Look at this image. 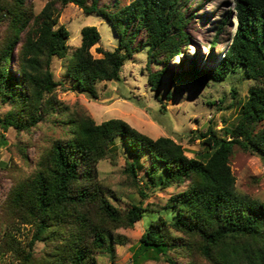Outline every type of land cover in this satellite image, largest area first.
<instances>
[{
    "label": "trees",
    "instance_id": "16d2710c",
    "mask_svg": "<svg viewBox=\"0 0 264 264\" xmlns=\"http://www.w3.org/2000/svg\"><path fill=\"white\" fill-rule=\"evenodd\" d=\"M69 2L107 18L117 44L112 49L96 45L101 55L94 56L90 48L99 43L100 32L86 24L80 29V43L69 53V29L58 23L61 7ZM107 3L46 0L36 11L29 0H0V100L11 104L0 115V128L30 129L52 112L66 114L68 121L62 122L70 123L68 135L54 138L34 169L10 186L0 207L6 222L0 252H10L14 264H100L99 254L112 257L115 244L128 241L118 228L133 226L149 210L157 214L132 250L135 264L146 259L264 264V200L238 192L230 166L235 144L264 159V126L257 128L264 120V0H235L231 42L221 55L212 48L208 54L217 61L195 65L192 56L179 57L182 66L171 72L170 83L176 85L223 80L230 71L253 80L247 96L239 100L236 121L223 124L222 133L214 126L200 132L201 146L193 156L169 135L152 137L120 117L95 122L88 113L61 107L55 94L61 81L54 78L53 57L67 58L65 76L73 89L96 97V82L119 79L134 50L146 54L147 81L160 95L165 63L184 54L188 35L182 27L187 16L181 0H130L114 11ZM139 31L145 36L133 44ZM119 152L124 158L122 187L129 185L142 196L149 186L184 187L162 204H116L119 190L98 177L97 163ZM161 209L172 215H163ZM20 223L31 227L25 242L13 231ZM38 240L44 246L36 250Z\"/></svg>",
    "mask_w": 264,
    "mask_h": 264
},
{
    "label": "rangeland",
    "instance_id": "374dc122",
    "mask_svg": "<svg viewBox=\"0 0 264 264\" xmlns=\"http://www.w3.org/2000/svg\"><path fill=\"white\" fill-rule=\"evenodd\" d=\"M45 1L29 0L36 11ZM104 1L108 2V9L114 11L130 0ZM234 3L235 0H181L182 10L187 16L182 28L188 35V44L182 47L184 54L174 55L165 63L164 68H167V71L162 78L163 84L159 86L160 95L155 94L147 81L146 54L143 50H134L125 60L119 79L96 82V97L73 89L65 76L67 58L53 57L51 68L54 78L61 81L55 88L61 107L68 112L76 110L88 113L95 122L109 117H120L152 137L159 135L173 137L183 145L187 155H195L201 146L200 139L203 138L199 136L200 132L214 126L219 133H222L223 124H232L236 121L241 101L247 96L248 87L253 80L242 78L239 73L230 71L223 80H211L204 84L176 85L170 83L171 72L182 66L179 57L192 56L195 65L217 61L216 58L209 59L208 54L211 48L220 55L225 50L235 26ZM224 17H228L227 23L218 28ZM58 23H63L69 29L67 39L69 53L80 43V29L86 24L95 25L100 32L99 43L90 48L94 56L101 55L96 51V45L100 44L104 48L112 49L117 44V36L107 18L96 12L86 13L73 2L61 7ZM3 26H0V31ZM132 27L133 25L130 26ZM144 36L143 31H139L133 44ZM213 39H216L215 43ZM16 49L15 47L11 53L10 64L13 67L17 60ZM167 87H170L169 97L165 96ZM10 107L11 104L0 100V115ZM65 119L68 121L66 114L52 112L30 129L17 130L12 126L6 130L0 128V207L12 183L34 169L36 161L51 145L53 139L68 135L70 123L62 122ZM262 126L264 120L257 124V128ZM230 166L236 177V190L264 200V159L235 144L230 156ZM123 167L124 158L120 152L116 153V156L101 158L97 163L98 177L119 190V198L114 199V202L121 206L140 201L143 205L162 204L170 193L184 187L175 184L149 186L146 189L147 195L142 196L129 185L122 187L125 183ZM161 213L172 215V211L169 212L168 209H161ZM156 214V211L146 210L133 226L119 227L118 231L125 233L128 241L125 244H115L112 257L109 254H99V263L135 264L131 261L132 250L151 216L154 217ZM5 226L6 222L0 217V235ZM30 230L28 223H20L13 231L22 242H25ZM43 246V241L38 240L33 248L39 250ZM14 262L10 252H0V264H14ZM140 264L169 263L164 260L146 259Z\"/></svg>",
    "mask_w": 264,
    "mask_h": 264
},
{
    "label": "clouds",
    "instance_id": "9594fccd",
    "mask_svg": "<svg viewBox=\"0 0 264 264\" xmlns=\"http://www.w3.org/2000/svg\"><path fill=\"white\" fill-rule=\"evenodd\" d=\"M233 33H234V30H233V32H231V35H230V37H229V42L227 43V45L231 42V39H232ZM227 45H226V47H227ZM226 47H225V49H226Z\"/></svg>",
    "mask_w": 264,
    "mask_h": 264
}]
</instances>
